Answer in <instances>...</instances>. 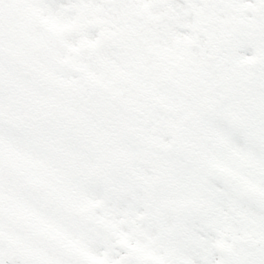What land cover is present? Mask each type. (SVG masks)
<instances>
[{
  "label": "snow or ice",
  "instance_id": "obj_1",
  "mask_svg": "<svg viewBox=\"0 0 264 264\" xmlns=\"http://www.w3.org/2000/svg\"><path fill=\"white\" fill-rule=\"evenodd\" d=\"M0 264H264V0H0Z\"/></svg>",
  "mask_w": 264,
  "mask_h": 264
}]
</instances>
